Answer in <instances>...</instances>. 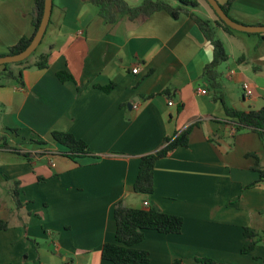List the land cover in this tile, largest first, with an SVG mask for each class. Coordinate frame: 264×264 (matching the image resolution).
Here are the masks:
<instances>
[{"label": "crops", "instance_id": "1", "mask_svg": "<svg viewBox=\"0 0 264 264\" xmlns=\"http://www.w3.org/2000/svg\"><path fill=\"white\" fill-rule=\"evenodd\" d=\"M197 1L192 10L215 19ZM34 12V0H0V53L31 35ZM228 13L264 25V0H233ZM216 37L228 55L217 68L222 99L203 75L213 47L186 11L110 24L85 0H52L31 57L48 53V66L24 68L22 85L0 86V217L8 223L0 230V264H113L101 251L114 241L115 205L144 201L181 216L183 226L179 233L146 230L137 247L149 261L141 264H201L197 257L262 264L264 244L249 253L241 247L244 227L264 230V177L253 168L259 162L264 170V147L255 131L235 126L224 104L264 105V32L217 28ZM60 70L73 80H59ZM187 127V146L155 161L153 191L135 192L141 156ZM54 130L84 140L89 153H62Z\"/></svg>", "mask_w": 264, "mask_h": 264}, {"label": "trees", "instance_id": "2", "mask_svg": "<svg viewBox=\"0 0 264 264\" xmlns=\"http://www.w3.org/2000/svg\"><path fill=\"white\" fill-rule=\"evenodd\" d=\"M35 1V12L32 20L33 30L30 36H22L15 44L8 47L7 51L0 53V56L14 54L23 50L31 41L36 32L43 12L44 0ZM98 9L99 16L106 23H116L119 19L127 17L130 20H143L151 13L158 10H165L171 16L177 17L180 11L186 13L198 25L206 39L213 47V58L211 62L205 65L203 75L210 81L218 98L222 99L220 73L218 66L228 59V55L223 43L216 37V29L232 33L235 30L230 28L216 14L207 0L205 3L214 13L215 19L204 18L192 9L198 6L197 0H174L173 4L169 0H142L137 5H131L126 0H85ZM233 0H226L220 4L222 9L229 15V7ZM36 50L25 60L15 63H6L0 65V86L6 82H15L18 85L23 84L22 71L24 68L36 67L44 69L48 66V53H39L35 61L31 62V57L37 53ZM15 68H12V66ZM61 81L73 80V76L66 70H60L56 73ZM112 84L102 87L109 90ZM226 116L235 122L238 129L249 128L255 131L260 137L264 147V105L259 109L240 110L224 104ZM16 131V129H12ZM190 127L185 128L173 137L164 140L162 147L154 153L142 155L139 162L136 179L133 183V190L140 194H150L153 191V169L155 161L168 155L172 150L179 146H187ZM51 139L59 144L63 150L62 153L71 158L82 157L89 153L87 144L84 140L77 138L68 131L54 130L50 134ZM40 142V141H39ZM40 143H44L41 141ZM5 145V144H3ZM18 151V150H15ZM28 157V153H21ZM254 169L260 172L261 178L264 177V170L260 168L259 162H256ZM15 191V190H14ZM14 200L19 205L17 191L14 192ZM114 219L116 229L113 242H105L102 246V258L113 264H141L149 261V252L137 247L145 237L146 230H153L158 233H179L183 226V218L179 215L170 214L162 211L154 205L132 208L117 203L114 208ZM8 227L7 221L0 217V230ZM244 242L241 247L242 253L251 252L256 245L264 244V230H256L251 227L243 229ZM195 260L201 264H216L215 260L208 257H197ZM171 264H186L182 259L176 258ZM264 264V258L262 260Z\"/></svg>", "mask_w": 264, "mask_h": 264}, {"label": "water", "instance_id": "3", "mask_svg": "<svg viewBox=\"0 0 264 264\" xmlns=\"http://www.w3.org/2000/svg\"><path fill=\"white\" fill-rule=\"evenodd\" d=\"M209 5L213 8L216 14L228 25L230 28L243 31L248 33H262L264 32V25H249L240 23L233 18H231L221 7L217 0H207ZM52 9V0H44L43 12L40 19L39 26L34 33L30 43L21 51L14 54H7L0 56V65L6 63L20 62L28 58L39 46L43 35L45 33L46 27L49 22L50 14Z\"/></svg>", "mask_w": 264, "mask_h": 264}, {"label": "rangeland", "instance_id": "4", "mask_svg": "<svg viewBox=\"0 0 264 264\" xmlns=\"http://www.w3.org/2000/svg\"><path fill=\"white\" fill-rule=\"evenodd\" d=\"M126 1L129 2L131 5H137L142 0H126ZM169 1L174 2V0H169ZM201 2L203 3L204 7L208 10V12L214 17V13L210 9V7L205 3V1L202 0ZM195 12L198 13L199 15H201L202 17H204V15L201 12H199L198 10H195ZM12 68H15V66L13 65Z\"/></svg>", "mask_w": 264, "mask_h": 264}, {"label": "built area", "instance_id": "5", "mask_svg": "<svg viewBox=\"0 0 264 264\" xmlns=\"http://www.w3.org/2000/svg\"><path fill=\"white\" fill-rule=\"evenodd\" d=\"M137 71H138V67H137V66H135L134 68H132V72H133V73H136ZM243 88L245 89L246 94H250V93H251V91H250L249 86H248L247 83H244V84H243ZM200 92H201V93H205L206 90H205V89H200ZM169 104L171 105V104H172V101H169ZM143 205H144V206H148V202H147V201H144V202H143Z\"/></svg>", "mask_w": 264, "mask_h": 264}]
</instances>
